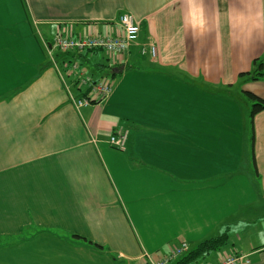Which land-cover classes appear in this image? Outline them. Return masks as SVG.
<instances>
[{
  "label": "crops",
  "instance_id": "crops-1",
  "mask_svg": "<svg viewBox=\"0 0 264 264\" xmlns=\"http://www.w3.org/2000/svg\"><path fill=\"white\" fill-rule=\"evenodd\" d=\"M124 14L138 41L118 63L84 54L114 91L78 110L49 45L119 33ZM258 58L264 0H0V264H144L227 229L216 263L264 264V110L258 174L240 116L243 91L264 99V80L239 77Z\"/></svg>",
  "mask_w": 264,
  "mask_h": 264
},
{
  "label": "built area",
  "instance_id": "built-area-1",
  "mask_svg": "<svg viewBox=\"0 0 264 264\" xmlns=\"http://www.w3.org/2000/svg\"><path fill=\"white\" fill-rule=\"evenodd\" d=\"M119 25L121 31L116 34L102 35L82 34L75 36L63 30L58 34L52 44L49 46V54L51 55L53 65L57 66L61 74L65 88L69 94V99L76 109L90 106L94 102H102L107 100L113 93L114 87L112 81L107 77L94 78L86 73L80 59H71L70 61H57L55 50L60 54L67 53H92L101 52L108 62L118 63L125 59V54L129 48L138 41L141 26L136 22L135 18L130 14H124L120 17ZM155 48H152V54L155 55ZM75 83L79 95H74L68 80ZM84 92L87 94L85 95ZM129 136L128 130H121L117 134H113L109 140L111 147L117 150H124ZM187 242H179L167 250L165 254L154 255L144 254V264H171L176 259L190 250ZM250 259L247 255H239L236 253H222L220 259L215 264H249Z\"/></svg>",
  "mask_w": 264,
  "mask_h": 264
},
{
  "label": "trees",
  "instance_id": "trees-1",
  "mask_svg": "<svg viewBox=\"0 0 264 264\" xmlns=\"http://www.w3.org/2000/svg\"><path fill=\"white\" fill-rule=\"evenodd\" d=\"M56 58H57V61L59 62L70 61L71 59H78V58L85 60V55L79 54V53H73V52L67 53V54L58 53L56 55ZM98 67H101V65ZM102 67H105V66H102ZM97 70L100 71L101 68H98ZM239 77L240 78L246 77V79L250 81L264 80V58L255 59L252 64V70L250 72L240 74ZM84 94L86 95L87 93L84 92ZM243 95L249 101L252 102V109H251V114H250L251 115V126H252V144H251L252 151H253L252 152L253 154L252 162H253L255 172L256 174H258L255 154H254V147H255L254 119L257 114H259L260 112L264 110V99L248 91H243ZM94 103H97V102H94ZM118 132H115L114 134H117ZM230 238H231L230 230L227 229L223 233L219 234L218 236L214 238H210V239L200 242L197 246H195L194 248H191L188 252L183 254L181 257L176 259L171 264H201V262L204 261L213 252H216V253L222 252L223 249L230 244L231 242Z\"/></svg>",
  "mask_w": 264,
  "mask_h": 264
},
{
  "label": "rangeland",
  "instance_id": "rangeland-1",
  "mask_svg": "<svg viewBox=\"0 0 264 264\" xmlns=\"http://www.w3.org/2000/svg\"><path fill=\"white\" fill-rule=\"evenodd\" d=\"M55 52H58V51L55 50ZM94 73H95V76L96 77H99V73H97V72H94ZM243 99H244V103L242 104V107H241V104L239 103V106L242 108V109H240L241 110L240 116L242 117V120L244 122V125L248 126V134H247L246 137L249 138L248 139V143H249V145H251L252 144V126H251V115L250 114H251V109H252V102L249 101L244 95H243ZM252 167L254 169V166L253 165H252ZM234 233H235L234 230H232V235ZM224 249L225 250L228 249V246L225 247ZM220 254H221V252H217V253L216 252H213L204 261H202L201 264H210L212 262L216 263L215 262V258L216 257H219L218 255H220Z\"/></svg>",
  "mask_w": 264,
  "mask_h": 264
}]
</instances>
